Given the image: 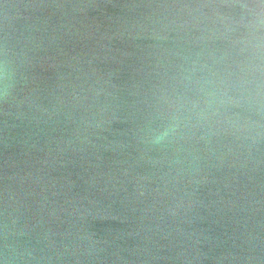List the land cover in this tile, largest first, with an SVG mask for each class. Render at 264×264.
<instances>
[{"label": "water", "instance_id": "1", "mask_svg": "<svg viewBox=\"0 0 264 264\" xmlns=\"http://www.w3.org/2000/svg\"><path fill=\"white\" fill-rule=\"evenodd\" d=\"M0 264H264V0H0Z\"/></svg>", "mask_w": 264, "mask_h": 264}, {"label": "clouds", "instance_id": "2", "mask_svg": "<svg viewBox=\"0 0 264 264\" xmlns=\"http://www.w3.org/2000/svg\"><path fill=\"white\" fill-rule=\"evenodd\" d=\"M7 79V76L5 75V80ZM205 106L206 107H212L214 105H222L224 103L223 98L218 94H210L208 99L205 100ZM171 131L170 128H164L161 129L155 136L154 140L156 142L162 141L164 138H166L169 135V132Z\"/></svg>", "mask_w": 264, "mask_h": 264}]
</instances>
